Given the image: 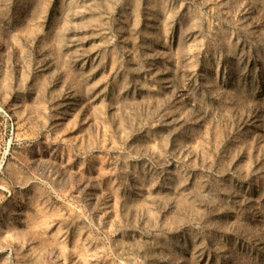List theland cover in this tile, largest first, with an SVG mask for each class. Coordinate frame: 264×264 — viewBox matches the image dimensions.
Returning a JSON list of instances; mask_svg holds the SVG:
<instances>
[{
	"label": "rangeland",
	"instance_id": "rangeland-1",
	"mask_svg": "<svg viewBox=\"0 0 264 264\" xmlns=\"http://www.w3.org/2000/svg\"><path fill=\"white\" fill-rule=\"evenodd\" d=\"M0 264H264V0H0Z\"/></svg>",
	"mask_w": 264,
	"mask_h": 264
},
{
	"label": "bare ground",
	"instance_id": "bare-ground-1",
	"mask_svg": "<svg viewBox=\"0 0 264 264\" xmlns=\"http://www.w3.org/2000/svg\"><path fill=\"white\" fill-rule=\"evenodd\" d=\"M70 104V103H69ZM70 107V106H69Z\"/></svg>",
	"mask_w": 264,
	"mask_h": 264
}]
</instances>
